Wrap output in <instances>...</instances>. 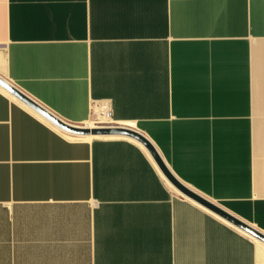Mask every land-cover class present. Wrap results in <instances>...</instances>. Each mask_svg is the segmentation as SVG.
<instances>
[{"label": "crops", "instance_id": "0c3cea01", "mask_svg": "<svg viewBox=\"0 0 264 264\" xmlns=\"http://www.w3.org/2000/svg\"><path fill=\"white\" fill-rule=\"evenodd\" d=\"M14 90L264 233V0H0V264H264L143 141Z\"/></svg>", "mask_w": 264, "mask_h": 264}, {"label": "water", "instance_id": "95a60500", "mask_svg": "<svg viewBox=\"0 0 264 264\" xmlns=\"http://www.w3.org/2000/svg\"><path fill=\"white\" fill-rule=\"evenodd\" d=\"M14 91L19 93L16 90H14ZM19 95H21L26 101H29V103H31L32 105L37 107L40 111H42L57 126H59L61 129L65 130L69 133L76 134V135H89V134H93V135H117V134H124V135H130V136L138 138L139 140L143 141L145 143V145L149 148V150L155 156V158L157 159L158 163L160 164V166L162 167L164 172L171 179V181L176 185V187H178L180 190L187 193L188 195L198 199L199 201H201L205 205L214 209L216 212H218L222 216L231 220L234 224L240 226L241 228L248 231L250 234H252L256 238H258L264 242V233L260 232L259 230L255 229L254 227L242 222L241 220L227 214L224 210H222L221 208H218L217 206L213 205L212 203H210L207 200L203 199L202 197L198 196L193 191H191L186 186H184L182 183H180L176 178H174L170 174V172L167 170V168L165 167L164 163L162 162L161 158L159 157L154 146L146 138H144L141 134L137 133L134 130L128 129V128H123V127L113 126V125H95V126H84V127L73 126V125H70V124L60 120L59 118L53 116L52 114L48 113L46 110L42 109L41 107H39L35 103L31 102L28 98H26L22 94L19 93Z\"/></svg>", "mask_w": 264, "mask_h": 264}, {"label": "built area", "instance_id": "2783aa9c", "mask_svg": "<svg viewBox=\"0 0 264 264\" xmlns=\"http://www.w3.org/2000/svg\"><path fill=\"white\" fill-rule=\"evenodd\" d=\"M103 115H104V117H106V118H110V117H111V112H110L109 110L105 109V110L103 111ZM99 125H100V124H99Z\"/></svg>", "mask_w": 264, "mask_h": 264}, {"label": "bare ground", "instance_id": "6f19581e", "mask_svg": "<svg viewBox=\"0 0 264 264\" xmlns=\"http://www.w3.org/2000/svg\"><path fill=\"white\" fill-rule=\"evenodd\" d=\"M99 122V121H98ZM103 122H106L105 120H103ZM92 125V123H91ZM79 136H83L85 138H91L92 136H94L93 134H89V135H79Z\"/></svg>", "mask_w": 264, "mask_h": 264}, {"label": "rangeland", "instance_id": "374dc122", "mask_svg": "<svg viewBox=\"0 0 264 264\" xmlns=\"http://www.w3.org/2000/svg\"><path fill=\"white\" fill-rule=\"evenodd\" d=\"M105 119H106V118L103 117L101 120H105ZM99 122L104 123L103 121H99Z\"/></svg>", "mask_w": 264, "mask_h": 264}]
</instances>
